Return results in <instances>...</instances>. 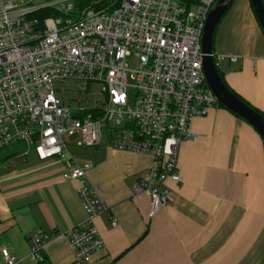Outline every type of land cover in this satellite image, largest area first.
Returning <instances> with one entry per match:
<instances>
[{"label":"built area","instance_id":"2783aa9c","mask_svg":"<svg viewBox=\"0 0 264 264\" xmlns=\"http://www.w3.org/2000/svg\"><path fill=\"white\" fill-rule=\"evenodd\" d=\"M77 1L0 0V150L22 143L46 162L62 158L70 139L86 148L107 139L115 150L150 156L132 193L148 194L154 217L169 203V183L184 182L179 148L196 139L191 122L219 105L201 52L218 0H98L78 12ZM102 1L108 4L98 7ZM67 81L102 84L98 108L72 115L55 89ZM91 169L73 163L62 177L80 183L85 203L86 220L66 234L80 264L105 247L94 221L107 208L84 183ZM54 237L30 232L29 259L41 264ZM1 253L5 264H17L7 249Z\"/></svg>","mask_w":264,"mask_h":264},{"label":"crops","instance_id":"0c3cea01","mask_svg":"<svg viewBox=\"0 0 264 264\" xmlns=\"http://www.w3.org/2000/svg\"><path fill=\"white\" fill-rule=\"evenodd\" d=\"M214 54L227 86L264 113V33L250 0H234L217 27ZM190 130L196 139L179 148L184 182L169 183V203L154 217L148 194L132 193L150 171V156L115 150L107 141L86 148L77 138L67 141L62 158L46 162L22 143L2 149L0 264L3 249L17 264H35L28 235L38 229L55 235L41 264H80L66 237L86 220L80 183L62 178L73 163L92 165L84 183L107 208L94 221L105 247L86 264H263L261 136L220 106L194 119ZM17 145L23 151L8 157Z\"/></svg>","mask_w":264,"mask_h":264},{"label":"water","instance_id":"95a60500","mask_svg":"<svg viewBox=\"0 0 264 264\" xmlns=\"http://www.w3.org/2000/svg\"><path fill=\"white\" fill-rule=\"evenodd\" d=\"M254 14L264 32V4L262 0H250ZM234 0H218L209 12L201 40L202 67L206 83L217 102L226 110L251 125L261 136L264 143V117L234 95L222 81L214 61L213 40L215 31Z\"/></svg>","mask_w":264,"mask_h":264},{"label":"rangeland","instance_id":"374dc122","mask_svg":"<svg viewBox=\"0 0 264 264\" xmlns=\"http://www.w3.org/2000/svg\"><path fill=\"white\" fill-rule=\"evenodd\" d=\"M55 89L58 91V96L65 98L66 104L74 116L78 114L79 110L98 108L103 100L104 86L100 83H92L87 87L84 83L74 81H67L64 84L56 82ZM75 146L78 147V145Z\"/></svg>","mask_w":264,"mask_h":264},{"label":"trees","instance_id":"16d2710c","mask_svg":"<svg viewBox=\"0 0 264 264\" xmlns=\"http://www.w3.org/2000/svg\"><path fill=\"white\" fill-rule=\"evenodd\" d=\"M98 0H79V1H77L76 2V11L78 12V11H80V10H82V9H84V8H88L89 6H91V5H93V4H95L96 2H97ZM263 1V4H264V0H262ZM106 4H108L106 1H102V2H100V4H97V6L99 7V6H103V5H106ZM76 12V13H77ZM46 17H50V15L48 14V13H45V14H43L42 16H41V18H42V22L44 21V19L46 18ZM217 30V29H216ZM215 33H216V31H215ZM264 33V32H263ZM214 39H215V35H214ZM213 52H214V40H213ZM214 61H215V64H216V66H217V69H218V71H219V68H218V59L216 58V56L214 57ZM219 75H220V77H221V79H222V81L224 82V84L227 86V84L225 83V81H224V79H223V76H222V74L219 72ZM227 88L234 94V95H236L241 101H243L246 105H248L249 107H251L253 110H255L256 112H258L260 115H262L263 117H264V113L263 112H260V111H258L257 109H255V108H253L251 105H249L246 101H244L241 97H239L237 94H235L228 86H227ZM218 106H220V107H222V108H224L222 105H218ZM225 109V108H224ZM235 115V114H234ZM235 116H237V115H235ZM238 117V116H237ZM240 118V117H239ZM241 119V118H240ZM22 148H23V146L22 145H17V146H15V147H12V150H10V151H8V152H6V155L8 156V157H12V156H14V155H16V154H18V153H20V152H22L23 150H22ZM5 150V149H4ZM4 150H1L0 151V153H2V152H4ZM22 150V151H21ZM263 264H264V262H263Z\"/></svg>","mask_w":264,"mask_h":264}]
</instances>
